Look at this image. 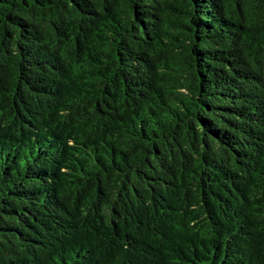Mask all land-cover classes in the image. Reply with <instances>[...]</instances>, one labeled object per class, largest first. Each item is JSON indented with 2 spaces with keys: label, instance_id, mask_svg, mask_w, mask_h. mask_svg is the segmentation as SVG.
Wrapping results in <instances>:
<instances>
[{
  "label": "trees",
  "instance_id": "trees-1",
  "mask_svg": "<svg viewBox=\"0 0 264 264\" xmlns=\"http://www.w3.org/2000/svg\"><path fill=\"white\" fill-rule=\"evenodd\" d=\"M0 264H264V0H0Z\"/></svg>",
  "mask_w": 264,
  "mask_h": 264
}]
</instances>
